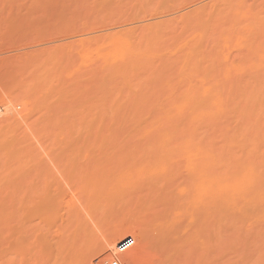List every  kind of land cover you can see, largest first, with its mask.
I'll return each mask as SVG.
<instances>
[{"label": "bare ground", "instance_id": "1", "mask_svg": "<svg viewBox=\"0 0 264 264\" xmlns=\"http://www.w3.org/2000/svg\"><path fill=\"white\" fill-rule=\"evenodd\" d=\"M234 1L235 0H208L207 2L179 16L182 19L181 20L182 22L184 21L187 25L188 24L192 25V28L195 29L196 33L198 31V33L197 35L192 36L191 38L188 37L187 39L188 41H186L182 46V47H186L185 51H182L179 54L174 52V54L179 55L180 58L177 64H175V67H173V70H169L170 72L169 74L167 73L166 70L160 69L157 64L158 63L157 60H159V58L163 56L162 48H161V43L163 40L162 37L158 35L162 23L161 22L148 23L145 25L147 28L146 31L148 32L144 35L145 40L143 44L140 43L138 45L137 44L134 45V44H130L128 41H124L122 45H120L118 49L111 54H107L106 56H98V54H95L86 58V61L88 62V66L86 68L88 69L85 68L86 70H84V73H87L89 70V74H88L89 77L86 76V79L88 77L91 83L88 84L89 81L87 80L88 82L86 83L84 82L83 85L82 83H79V80L74 78L75 80L78 81L77 85L79 88L74 87V89L71 90L72 91L74 90V92L76 91L75 92L76 96L77 94L80 95L79 94L81 93L80 91H82L84 95L85 92L84 89L90 90L89 91L90 93H88L90 94L89 96L84 97L83 95L82 96L80 95L81 96L80 99H82V97L86 98L87 101L85 102L89 104L88 110L84 109L87 107V105L84 104L85 102H83V104L86 107L83 108L84 106L83 105L82 110L81 107L78 108V106L82 105V104L79 105L80 99L77 100L79 96L77 97L74 96L76 98L75 100L77 101L74 100L72 101L71 97L73 98V96H71L69 98L70 99L69 101L68 100H62V102L59 101L60 104L54 103L58 100L56 101L51 100L56 105H53L54 106L53 107L52 105L48 104V109L50 106H52V108L55 109L58 105V108H56L55 111L60 109L62 112H65V115L62 116L56 115V117L55 116L54 117L59 118L58 123L62 128H67L65 129L67 130L66 132H69L68 130L70 128L68 129V126L71 125L72 123L74 124V122L76 121V119L74 120L75 109L77 110L80 109L78 111L79 113L77 112V114H80L81 111L85 110L87 111L86 114H88L89 117L91 116L90 117L91 119H88L85 116V119L90 120L89 123L88 121L86 122L89 124L88 127H90L92 132L95 131L96 135L99 134L100 136H103L105 138L103 140L102 139L100 140L101 137L99 138L100 142L102 141V145L104 148L103 149L100 145L99 147L102 148L101 150H105V148L108 149L110 148V151L112 150V152L109 154L108 153L106 154L105 152L106 155H100L104 153L99 148L100 153L99 155L98 153H96L97 154L96 156L103 157L100 158L102 161L100 160L101 163L99 162L100 164L99 169H94L95 167L93 168V170L91 169L92 173L90 172V174H92L93 177L90 176L89 173H86V171H84L86 173V176L89 175L92 178H89L88 176V178L86 177V179H84L82 177V174L79 175L83 171L80 172L79 170L80 173L78 172L77 174V172H75L76 168L73 169V171L71 170L72 168H70L69 170L68 168L69 166L65 168L64 166L66 162L64 160H61L62 155L65 154L64 151L66 152L67 155H69L71 153L70 151L72 150L71 147H73V149L75 148L73 145H75L77 139H78V142L76 143L77 145L83 141L84 138H82L81 136L83 134L82 132H84L83 135H86L85 132H87V130L89 129L88 128L86 130V128L83 126L84 125L83 123L80 124H83L82 126L84 127L85 130L78 132L77 129H79L80 131L82 127L80 124H78L76 130H77V134L79 133L80 134L77 136L76 133L73 131L77 137L73 135L75 137V140L72 141L70 139V143L68 142V145L67 143L64 144L65 146L63 145L64 149L62 148V145H60L64 140V138L62 137L63 132H61L60 134V131L62 129L60 127V130H58L59 133L56 130V133L60 134L61 135L60 138L62 137L63 140H61V143L59 142L60 143L59 145L61 147L59 146L60 148L57 147L52 151L53 152L55 151V153L57 154L56 150L59 148V150L62 152L61 157L56 156L55 154L53 155L51 150H50L51 153L48 152L51 157L48 156L46 152V150L52 149L50 148L51 145L49 146V144L53 143L54 145L53 148H55L58 145L57 141H60V138H56L59 135L58 136L56 135V137H54L50 132L53 131V134L55 132V130H53L52 127L51 130L50 128L48 127L46 128L45 126L43 128L42 127L43 125H41L42 123L38 125L37 123L38 121H36L37 130L35 126L33 127L35 133L32 130L33 132L32 137L33 136L35 137V140L34 137L33 140L35 141V143L37 144L39 143L38 144L39 148H42L43 146L45 147V143L49 146L48 147L46 145L47 148H45V150L43 149L44 147L42 148V151L46 152L47 154L46 156L43 155L42 157V155H40L41 149L38 150L39 149L38 148L37 151L36 150L37 147H34L35 146L33 144L34 142L31 140V138L28 137L31 140V145L29 144L27 148L28 151H26L25 154L28 153L27 155L29 156L31 152V155L33 154L32 156H35L34 158H38L36 156L39 157L41 156V158L37 159L38 161H36L35 159L36 162L33 163L30 160L32 156L30 155L31 158L30 156L28 157L29 160L27 161L31 162L33 164L32 166L30 164L28 166L27 164H23L24 166L25 165L27 166L25 167L28 170L29 168H31V171H29L30 173H28L29 175L32 174L31 179L27 177L29 180L35 181V176H39V178L43 176L41 177L42 179L40 178V180L38 177H36L38 178L36 182L38 181L39 183L37 185L33 184L34 187L35 186L39 187L40 184L41 185L46 184L45 186L49 187V185H47L48 184L47 182L51 179V177L53 178V180L57 179L58 181V176L62 175L64 177L63 181L65 180V178H67L65 182H67L68 184L71 183L73 185L81 184L82 191H84L85 193H89L94 197L114 199V198H123L124 196L130 194H138L141 201L140 206L143 209L145 208L146 210L159 209L158 211H155L154 213L151 214V218L153 220L156 219L158 222L152 227H150L151 228L150 230L148 231L136 230V231H132V233L128 235L134 239V244L129 249L127 259H125L126 262L124 261L123 264H209V258H210L209 256L211 255V259H212V256L214 255L212 252L214 246H211V244L208 242L209 240H212V237L210 236H212L213 233L212 235H209L210 232L214 231V235L221 233L220 234L221 237L219 238H221L220 240L222 241V239L224 240L223 235L225 233H227L226 234L227 237H231L230 233L234 232L233 234L235 236L237 233H240L237 232V230L243 231L242 228L245 230L248 229L247 232L254 229L253 233H255V237L257 236L256 233H258V231L257 232L254 231H256V229H259V231L261 230V227L263 225V224L261 225V223L264 222L263 221L264 220V169L262 165L264 161L261 163L262 166L258 164L256 166V164L254 163H256L257 161H253L254 163L251 162L252 160L250 162L248 161L249 155L247 153L249 152L246 153V151H249L248 149L244 148L243 150L245 151L244 152L245 155L247 154L248 156L247 155L243 156L240 153L242 151L241 150L242 147H245L242 146L243 141L245 140L243 137L245 136V134L249 129H252L249 128L251 127V125L253 126V129L255 128L254 130L256 131L258 130L259 133L262 131L263 134L264 132L263 131L264 126L261 127V125L264 123L263 122L264 121V34H263L264 23L262 18L263 16L261 17V14L263 15L264 11L262 10L263 13H261L260 12L261 8H256L255 10H248L241 7V1H235V2ZM261 1L262 0L259 1L257 7H259L260 4L262 5ZM213 24H215V26L213 27V33L208 34L209 33L208 29L210 30V27H212ZM235 27L240 28L241 34L245 35L248 39L246 43L247 45L245 46L244 49L246 54L237 63L228 64L224 62V60H222V58H220L219 55L213 53L211 46L213 45L214 40L220 38L221 35L224 36L225 34L224 31L233 29ZM79 41L81 42L78 43L83 42L82 40ZM93 56H96V58H93ZM107 58L111 59L112 62L110 61L108 63ZM37 66L38 64L36 65V67ZM10 67H12V65ZM14 67L15 66H13V68ZM6 68H8V66ZM38 68L40 69V67ZM16 71L19 70L17 69ZM105 72H107V74H105ZM76 77H78V75ZM74 82L75 81H73V84H76ZM85 84H87L88 87L89 85L92 84L91 85L92 87L90 86L91 88H88L87 85L85 86ZM81 85L87 88L83 89V86ZM80 86L82 87L81 89L83 90L79 91ZM34 102L33 100H17V101L14 100L8 102L6 105L4 104L3 106L5 107L2 106L3 103L0 104L3 108L6 109L3 110V108L1 107L2 108L1 111L3 112L1 118L6 119L7 116L8 119L7 121L8 122L10 120L12 121V124H8L6 121L5 123L7 124H5L4 121H1L0 118V121L2 122L0 123L2 124V126L8 125L6 127H9L8 130L6 128V133H7L6 135L4 127L2 128L0 124V130L1 131L3 130L2 133L5 134L4 136L3 135L1 136L2 133L0 134V149H2L0 150V154L3 158H5V155H7L8 158L9 154H13V153L14 154L22 153L23 156H25L24 149L26 148L24 147L23 149L22 146L27 145L26 143L27 140L26 142L23 141V138L25 137L20 136L23 134L22 132H21L22 134L17 133L21 131L20 126L22 127L25 125V128H27L26 127L27 125L28 126L35 125L33 123V121L35 122L34 118L40 114L43 116L41 120L48 123L49 119H47L46 116L48 112L50 113L51 107L50 110H47L46 107L47 105L45 106L46 108L42 107L43 106L42 100H41V105H42L41 107L39 105L40 104L39 101H38V106L36 105L37 101L35 105ZM21 104H24L28 107L26 112L17 111L16 107L19 106L21 108ZM74 105L77 106V108ZM34 106L36 107L34 108V110L36 109L35 110L36 115L34 114L35 111L32 110ZM37 107L38 108L40 107L41 109L43 108L42 110L39 109L41 112L40 111L38 112ZM45 110L46 112L43 114ZM5 111L7 112V115L5 114L6 113ZM15 111H17L18 113ZM30 112L35 116L30 114ZM84 112H82L81 114H83ZM52 113L53 111L51 112V115ZM81 114L79 116L82 119L81 116L83 115ZM28 115L29 117H31V115L34 116L33 118L31 117L32 118L31 120H33L32 124H30L31 122H28L27 120L29 118ZM44 115L46 119H44ZM8 116L9 117L11 116V119ZM40 117L41 116H39L38 118L37 116L36 118L40 119ZM54 117L50 118L52 122L55 121ZM13 118H15V120ZM18 118H20V120L22 118L23 119L26 118L25 120H21V121L27 122V124L19 121ZM80 118H78L77 120H79ZM251 120L255 122L252 121L251 123ZM258 120H263L262 121L263 123ZM15 121L17 123H15ZM14 123L18 124L17 126L19 127V130L16 128V125ZM22 123H24V125ZM54 125L57 124L54 123ZM59 125H57L56 127H59ZM260 127L261 129L259 130ZM23 128H21L22 131ZM14 129L16 131L18 130L17 132L13 133V135L16 134L15 137L13 135L8 136V134L10 135L12 134V132L15 131ZM42 129L43 130L45 129L44 130L45 132L46 129L50 130L47 131V133L44 132L45 136L48 135L49 132L51 133V136H47L49 137V139L48 138L46 139L45 137L44 139L45 141L43 140L44 142L42 141L43 139L42 137H44V135L42 134L43 133ZM27 131H29L28 133L30 134L31 130H27ZM251 131L249 130L250 133ZM26 132L24 133L26 134ZM36 133L43 135L41 136L42 139L39 141H42L44 145L42 143L40 144L39 141L36 142V139H38L37 138L38 134L36 135ZM69 133H67L69 137H72L70 136L72 135V132L71 134ZM29 134H26L25 136H29ZM262 134H258V135L255 134L256 136L261 135L258 137L259 139L257 138L258 140H260L261 139L260 137L264 135ZM251 135L252 134H249L247 138L248 140L250 139L251 141H253V139H251L252 137ZM255 135H253V137ZM17 136L19 137V139L22 138V142H24V144L20 141L21 139L20 140L17 139ZM65 136L66 135L64 134V137ZM79 136H81V138ZM240 136L243 139L240 138ZM38 137L40 138L39 135ZM87 137L89 138L92 137L93 140L95 139L93 138L92 134L90 136L89 135L86 136V138ZM54 138L58 140L57 141L55 140V142H53ZM46 140H48V142H46ZM49 140H51L52 142L49 143L50 142ZM95 140L93 141V143L98 141V138L96 141ZM65 141H67V139H65ZM71 141L74 142V144ZM87 141H89L88 138L86 142L85 141L84 142L87 143ZM245 141L248 143L247 140ZM245 141H244L245 143L244 145L247 144ZM85 143L84 145H86ZM89 143L88 146L90 145L89 146L90 148H88L89 150L86 149V151L87 150L90 151V149L93 148L91 147V143L90 144ZM251 143L255 144V142H251ZM41 145L43 146L40 147ZM78 146L80 147V145ZM81 146H82L81 148H85L83 147V144ZM124 147L126 150L123 149ZM252 147L253 148L251 147L250 148L253 151L254 145ZM66 148H68V150ZM246 148H248L247 145ZM22 149L23 152L21 151ZM239 149L241 151L238 155ZM260 149L263 150L264 148H260ZM96 150L97 147L93 151L96 152ZM261 150H258V153L259 151L261 152ZM1 151L5 152L6 154L3 156L2 154L3 152L1 153ZM67 151H69L68 152L69 154L67 153ZM73 151L76 150H72V152ZM81 151H78L79 154H81L80 153ZM86 151H84V153ZM254 151L256 152L255 149ZM255 152L253 153L255 154ZM84 153H82L81 155H83ZM88 153L91 154V152ZM88 153L85 154L86 157H88L87 156ZM66 154L64 156H66ZM263 154H261L260 157ZM70 155L68 157L66 156L69 162H71V158L69 159ZM85 155H83L84 157L83 159H86ZM10 156L9 159L13 155L11 157ZM16 156L18 157V155ZM80 156L77 157L74 154V159L77 158L79 159ZM90 156L91 155H89L88 158H90ZM93 156L95 157V155ZM93 156H91L92 159L94 158ZM19 157H20L19 160L17 159L15 160L18 163H20V167L17 166L16 168L12 169L10 167L11 165L9 166V163H5V160L3 158L2 159L4 161L0 158L2 160L0 164L5 163L6 164V165L4 164L5 167H7L8 164L9 169L11 168L13 171L20 169L19 173L21 172V175L19 174V176L21 178V176H23L24 174L22 173L23 170L21 169L22 168L21 163H24L23 162L24 159L21 156V154ZM7 158H6V162L9 161V159ZM14 158H12L13 163L15 162ZM34 158H32V161ZM62 159L65 158L62 157ZM90 159L89 160L86 159L87 163L84 162L85 160H80L84 163V166L81 164V166L79 167L84 168L86 164H88L90 167H93L94 164L91 166L90 163H93L94 159L91 161ZM260 160H264V159L260 158ZM62 161L65 163H63ZM97 161L95 163H97ZM69 162L66 163V165L69 164ZM15 163L13 164L14 166ZM258 163L260 164L259 159H258ZM74 164L77 166L75 162ZM0 166L3 167V165ZM95 166L97 165L95 164ZM25 167H23V169ZM129 168L133 169L134 172H131L132 170L131 169L129 170ZM6 169L7 171H5ZM9 169L4 168L3 169L4 172L0 173V175L8 172ZM12 170L9 173H11ZM54 170L56 172L58 171L57 172L59 173L58 176L56 175L57 174L56 172L54 173ZM15 173L16 172H14V175ZM127 173L129 174L133 173L134 176L136 177L131 178L129 174L127 175ZM6 174L5 176L3 174V177H6ZM76 174L82 177L83 179L79 178V176L76 178L75 176ZM133 174H131V176ZM19 176H17V178L14 177V179L17 180ZM3 177L2 179H4ZM8 177L10 178V176ZM177 178L181 179V182L180 181L177 182L178 185L175 182L176 181L175 179ZM14 179H12V181H14ZM19 179L17 181H19ZM70 179L73 182H71ZM139 179H141V181ZM10 181L11 180L9 179V182ZM41 181L44 182L47 181V182L40 183ZM29 182L31 183V181ZM53 182H55V180ZM63 183H61V181H58L57 183L54 184H63ZM18 184H20V182H18ZM13 185L14 182L11 186L13 187ZM11 186L10 188H12ZM23 187L24 186L22 185V188ZM0 188L4 189L2 187ZM5 188H6V181H5ZM13 188L12 190H14ZM37 188H35L34 190H36ZM8 189L9 187L7 188V190ZM19 190H17V192L15 190L14 191L18 193ZM4 191L6 192V189L3 190L2 192L4 193ZM9 192L12 191L9 190ZM25 192H27L26 189ZM44 193L46 192L44 191L41 192V195L40 193L39 194L35 193L37 194L35 198L32 197L34 196L33 194L31 197L32 199L33 198L34 199L33 200L31 199L30 200L31 202L28 200L29 197L27 198L26 195L25 197L28 203L22 200L24 204L26 203L25 204L26 206L31 205L32 207L31 210L28 209V207L22 206L25 207L26 210L27 209L29 210L31 215H29L28 217L31 216V219L33 218L34 215L37 214L39 201L42 198L47 197ZM5 194H3L4 196L0 195V264H12L11 263L12 260L10 259L14 258L15 255L17 256L19 253L23 254L25 248L21 247L20 245L17 246L16 243L14 244V239L17 236L16 237L14 236L13 244L11 243L12 245H16V246H14V248L12 246L13 248L12 250L7 248V243L9 242L8 240L10 237H8L6 234L9 232V229L12 231L11 228L13 226L16 227L18 225L17 224L18 219L23 221L22 218H17L23 214V213L20 214V211L23 212L22 211L23 209L21 210V206H20V211H19L20 215L16 214L17 207H15L14 205L16 202L15 203L12 202L13 205H10L11 202L9 201L10 199H13L15 196L13 198L11 197L7 198L5 197L6 196ZM17 195H21V194H17ZM23 198L24 196L23 197L21 196V199ZM21 199L19 200L17 199V200L20 201ZM244 207H245L244 210L248 214V217L246 216V213H244L245 211L244 212L241 211V214L242 213L243 215L245 214V216L242 215L243 217L242 220L239 216L240 213L238 216L236 215V213L240 212L239 210H243L241 208ZM232 213L234 214L235 218H232L233 215ZM27 220L26 223L30 221L32 222L34 219L32 220L29 219L28 221ZM240 220H242V222ZM211 221L212 222L215 221L214 226L209 223ZM233 221L236 223H234ZM11 222L15 223L16 226L15 224L13 225ZM31 222L30 225H33L35 223L34 221H33L34 223ZM19 223H21V221ZM248 223L250 224L248 225ZM27 225L28 224H26V227ZM34 225L36 228L35 230L33 226L35 232L32 229L29 232V234H27L28 233L27 230L24 239L27 237V240H29L27 241L29 246L26 245L27 246L26 248L29 247V249L32 251L30 254L34 255V257L35 256L38 257V254L40 253L38 234L40 235V231L38 230L36 223ZM240 225H243V227ZM210 228L211 231H209ZM216 228H218L220 231L217 230ZM230 228L232 229L231 232H230ZM263 229H264V225L262 227L261 233L262 231H264ZM37 230L39 231V233ZM207 230H208V234H207ZM11 231L9 233H11ZM13 231H14L13 235L17 233V230L16 231L13 230ZM32 231L33 233H31ZM150 234H152L153 236L150 237ZM242 234L247 235V233L245 232L244 233L242 232ZM207 235H209V237H207ZM4 236L6 239H4ZM12 238L13 236L11 235V239ZM22 238L23 237H21L20 239L22 240ZM252 240L256 241L258 239L255 238ZM261 240L263 241L262 237ZM243 241L244 240H242V242ZM263 242L262 245L264 246ZM211 243L212 244L214 243L213 240ZM217 243L218 242H216L215 244L217 245ZM245 243H243V245ZM251 243L253 245V242ZM219 244H224V243L222 241L219 242ZM237 244L238 243H236L235 245L237 246ZM5 245L7 249L5 248ZM47 246L44 245V248L47 249L46 248ZM209 246L210 248L211 247L212 248L210 249ZM245 246L246 245H244V247ZM257 246L261 247V242L260 244H257ZM218 247H222V246H218ZM234 247L235 246H233V248ZM21 248L24 249V250L22 249L23 250L22 252H20ZM51 249H47V250L51 251ZM146 249H148L147 253L144 254V251ZM209 249L210 252H212L210 253V255H209ZM239 250L240 249H238L237 251ZM7 251L11 252L10 255L12 256L11 258L8 257ZM261 251H262L261 256H264V251L262 249ZM253 252L251 253L249 252V250H247L246 254L250 253L251 255L253 254ZM220 253L223 255L224 252L222 253L221 250ZM254 253H257V251ZM153 254L155 256L153 257L154 259L151 258V255L153 256ZM243 255L245 257L247 256L245 255V253H243ZM253 255L251 256L253 257ZM258 255H260L259 251L255 256L257 257ZM20 256L21 255H19L18 257ZM24 256H28V255H24ZM30 256L31 255H29L28 258ZM244 256H242V258L238 257L237 260L242 259L240 261H242L243 264L244 262L246 263L245 259H247L248 257L250 258V256H247V258L245 259L243 258ZM230 257L231 256L228 253L227 259L229 260ZM256 257L251 259L255 260ZM259 257H257V259H260ZM261 259L262 260H260L259 263H261V261L264 260L263 257ZM18 260H20V258ZM29 260L30 259H28V261ZM213 260H215V257ZM240 261H237L238 264L240 263ZM250 261L252 263L258 264L256 260H255L256 262L252 260ZM21 262H23V260H20L19 264H22ZM211 262L212 263L210 264H213L214 261ZM242 262L240 264H242ZM13 263H15V261ZM35 264H37V260Z\"/></svg>", "mask_w": 264, "mask_h": 264}, {"label": "rangeland", "instance_id": "2", "mask_svg": "<svg viewBox=\"0 0 264 264\" xmlns=\"http://www.w3.org/2000/svg\"><path fill=\"white\" fill-rule=\"evenodd\" d=\"M207 1L208 0H0V104L3 103L2 104V106H3L4 104L6 105L8 102L14 101V100H16V101L17 100H33V102L36 100L37 101L36 105L38 106V101H39L40 102L39 105L41 107L42 106L41 100H42V104H43L42 107H44V108L47 107V110H50V107H51L50 113L48 112L47 116H46V118L49 119L48 123L41 120V118H43V116L41 114L37 115L38 118H39V116H41L40 119H37L36 118L37 116H36L34 118L35 122L33 120H31L36 115V111H35L36 109L34 110V108H36V107L34 106L32 110L35 111V113H34L35 115L32 114L33 112L31 111L32 113L30 112V114H32L34 116L31 115V117H32L31 118V117H29V115H30L29 114L28 115L29 118L27 117L28 118L27 120H28V122H31L30 124H32V121H33V123L35 125H33V126L27 125L26 126L28 128L27 129V128H25V125H24V123L27 124V122L21 121V120H25L26 118L25 119L22 118L21 120H20V118H18L19 121L24 122V123H22L24 126H22V127L20 126L21 131L17 132L19 130V127L17 126L18 124H15V123H17L15 121L14 124L16 125V128L18 130L16 131L14 129L15 131L12 132V134H10V135L8 134V136H12L13 133H15V132H17V133L22 132L23 134L21 133L22 135H20V136L25 137V138H23V141L26 142V140H27V142H26L27 145L26 144H25L26 146L23 145L22 148L24 149V147H25L27 149L29 144L31 145V140H32L34 142V143L33 142L32 143L35 145L34 147H37L36 148V150H37L39 148V146H38L39 143L38 144L35 143V141H34L35 137L33 136L34 140L32 137V135H33L32 133L34 132L33 127L35 126L36 130H37V125H36L37 123H38V125L42 123L41 125H43L42 126L43 128L45 126L46 128L47 127L50 128V130L52 127V129L55 130V132H54L55 135L53 134V131H50L49 129L48 130L46 129V132L44 131L45 129L44 130L42 129L43 133L42 132L41 133L44 135V137H42L43 138L42 139L41 136H43V135L36 133V135L38 134L40 136V138H39L37 135L38 139H36V142H38L41 139L43 141L45 139V137H46V139L47 138L49 139V137H47V136H51V133L54 137H56V135L57 136L59 135L56 138H60V136H61L60 134H61V132H63L66 135L64 137V134L62 133V137L64 138V140L62 139V137L60 138V141H57L58 139H55V138L53 139L54 140L53 142H55V140L58 142L57 143L58 145L55 144V145H57L55 148H53L54 145H53V143H51L52 141L49 140L50 141L49 143H51V144H49V146L51 145L50 148H52V149L46 150L48 156H50L48 152L51 153V151L53 149H56L60 145H62V148L65 146L64 144L67 143V145H68V142L70 143V139L72 141H74L75 137H77L80 134V133L77 134V130H78V132H81V131L85 130L84 127L86 128V130L88 128L90 129V127H88V125H89L88 123L90 122V120L85 119V116L88 119H91L90 118L91 116L89 117L88 114H86L87 111H85V110H88L89 104L87 102H85L87 100H86V98H84V97H87L90 95V94H88V93H90L89 92L90 90L84 89V88L88 87L87 84H85V86L87 85V87L83 86L84 82L86 83L89 81V78H88L89 77V75H88L89 70H88V72L86 71L87 73H84V70L88 69V68H86L88 66V62L86 61V58L91 56V55H95V54H98V56H106L107 54H111L114 51H116L118 49V47L120 45H122V43L124 41H128L130 44H134V45H136V44L138 45L140 43L143 44L144 40H145L144 35L148 32V31H146L147 28L145 25L148 23L161 22L162 24L160 26V31H159L158 35H160V37H162V40H163L161 43L163 56H161V58H159V60H157V62H158L157 64H158V67L160 69L166 70L167 73L169 74L170 73L169 70H173V67H175V64H177V62L180 58L179 55H177V54L181 53L182 51H185L186 47H182V46L184 45V43L186 41H188L187 40L188 37L191 38L192 36H195L198 33V31H197V33L195 32V29L192 28V25H189V24L187 25L184 21L182 22L181 21L182 19L179 16L182 15L183 13L187 12V11L194 9L195 7L205 3ZM235 1H241V7L245 8V9L255 10L256 8H261L260 12L263 13L262 10L264 11V0L261 1L262 5L260 4L259 7H257V4L259 3L260 0H235ZM261 17L263 18V23H264V14L263 15L261 14ZM211 20H212V18H211ZM215 24H217V23H215ZM215 24H213L212 27H210V30L208 29V31H209L208 34L213 33V27L215 26ZM224 32H225L224 36L221 35L220 38H218L217 40H214V43L211 46L213 53L219 55L220 58H222V60H224V62H226L228 64L237 63L246 54L244 49H245V46L247 45L246 43H247L248 39L245 35L241 34L240 28H238V27H235V28L230 29V30H226ZM79 40H82L83 42L78 43V42H81ZM174 52H176L177 54H174ZM93 58H96V56H93ZM110 61H111V59L107 58V62L109 63ZM37 64H38V66L36 67ZM11 65H12V67H10ZM7 66H8V68H6ZM13 66H15V67L13 68ZM38 67H40V69ZM16 68L19 71H16L17 70ZM20 68H22V69H20ZM10 69H12V70H10ZM84 74H86V75H84ZM105 74H107V72H105ZM77 75H78V77H76ZM86 76H88L87 79H86ZM74 78L79 80V83L83 84L81 86H83V89L86 92V93L84 92V95H83V92L80 91L83 89H81L82 87L80 86L79 91L81 93H79V94L81 96L83 95L84 97H82V99H80L81 96L77 94V96H79V98H77V100L80 99L79 105L82 104L81 106H78V108L81 107V110H82L84 107H86L84 105V104H86L87 109L84 108L85 110L81 111V113L84 111L85 112L83 114L80 113L81 115H83V116H81L82 119L84 117L83 121L79 116L80 114H77V112L80 109H78V110L75 109L74 120L76 119L75 122H77V121L78 122L77 123L74 122V124L72 123L71 125L68 126V129L70 128L68 130L70 132L69 133V132H66L67 130H65L67 128H62L59 125V123H58L59 118H55L56 115H60V116L65 115V112H62L60 109L55 111V109L58 108V105L55 109L52 108V106L56 105L54 103L60 104L59 101L62 102V100H68L69 101L70 100L69 98L71 96H73V98L71 97L72 101L73 100L77 101V100H75L76 99L75 97H77L75 95L76 91L74 92V90L73 91L71 90V89H74V87L79 88L77 85L78 81L75 80ZM91 79H93V78H91ZM175 79H177V78H175ZM73 81H75L74 83H76V84H73ZM90 83L91 82L89 81L88 84H90ZM72 85H75V86H72ZM91 85H89L88 88H91L92 87ZM46 100H47V103H46ZM51 100L52 101L58 100V101L53 103ZM36 101L34 102V105H35ZM50 101L52 102V104ZM83 102H85V103L83 104ZM48 104L52 105L49 107V109H48ZM2 106L0 105V113H1L0 118L2 117L1 115L3 113L1 111V109L3 107H5V106H3V107ZM82 106H83V108H82ZM40 107L39 108L37 107L38 112L40 111L39 109H41ZM75 107L77 108V106H75ZM16 109L19 112L20 111L26 112L28 107L24 104H21V108L18 106V107H16ZM16 109H14V110H16ZM3 110H6V109L3 108ZM17 111H15V112H17ZM52 111H53V113H52L53 116L51 115ZM45 112H46V110L43 112V114ZM5 114L7 115V112ZM5 114H3V115H5ZM45 115H44V119H46ZM52 117L55 118L54 122H52L50 119ZM9 118L11 119V116ZM61 118H63V117H61ZM78 118H80L81 120L80 119H79L80 121L77 120ZM2 119L3 118H1V121H4V123L6 121L8 124H12V121L10 119H9L10 120L9 122L7 121L8 120L7 116H6V119L5 118L3 120ZM13 119L15 120V118H13ZM36 121H38V122L36 123ZM87 121H88V123H86ZM252 121L253 120H251V123H252ZM258 121L262 122L263 120H258ZM21 122H19V123H21ZM253 122H255V121H253ZM7 123H5V124H7ZM54 123L59 125V127H56L57 125H54ZM80 123H83L84 125L80 124ZM75 124H77V125H75ZM78 124H80L81 126L82 125L84 126V127L83 126L81 127L80 131H79V129L76 130V128L78 127ZM263 124L261 125V127L264 126ZM1 126H2V124H1ZM6 126H8V125H6ZM6 126L5 125L2 126V128L4 127V129H5V133H6V128H7V130L9 128ZM71 126L72 127L74 126L75 129H74V127L72 128ZM60 127L63 131L61 130L60 134H57L56 130L59 133L58 130H60ZM261 127L259 128V130L261 129ZM11 128H12V126H11ZM21 128H23V131ZM79 128H80V126H79ZM249 128H252V129H249L250 131L252 130L251 133L248 130L247 131L248 134L246 133L245 136L243 137L245 140L248 141V143H247L244 140L247 143L246 145L248 148H246V145H244L245 143L243 141L242 146H245V147H242V149H241L242 151L239 149L238 155L241 151L240 154H242L244 156L245 155V153H244L245 151H243L244 148L248 149L249 151H246V153L249 152V153H247L249 156L246 154L248 156V161L249 162L251 160H252L251 162L257 161L256 163H254V162L253 163L256 164V166H257V164L260 166L263 165V169H264V163L261 165V163L264 160H260V158L264 159V154H263L264 149L263 150L260 149V148H264V138H263L264 132H263V134H262V131L259 133L258 130L256 131V130H254L255 128L253 129L252 125ZM71 129H74V130H71ZM89 129L87 130L88 134H87V132H85L86 135H83L84 132H82L83 134L81 133L82 134L81 136L84 139L82 142H80V140H79L80 144H78V145H80V147L76 144L78 142L77 138H76L77 142L75 143V145H73L74 142L71 141L73 143L72 145L75 147L74 149H73V147H71V149L76 150V151H73L75 153H73L71 150L70 151L71 155L68 153L69 151H67V153L70 155L69 159L71 158V162H69V160L67 158L69 155H67L64 150H62V151H64V153L66 154L67 157L64 156L65 154L62 155V157L65 158L67 161L65 159H62V157H61L62 152L59 150V148L61 146L56 150L58 155L55 153V151L54 152L52 151L53 155L55 154L56 156L61 157V160H64L66 163L69 162V164L66 165V163L62 161L63 163H65V166H64L65 168L69 166L68 167L69 170H70V168H72L71 169L72 171H73V169L76 168L75 169L76 171L75 170L74 171L77 172V174H78L79 170H80V172L83 171L82 173L79 172L80 173L79 175L82 174V177L84 179H86V177L88 178L89 175L87 174L88 176H86V173L90 174V172L93 170L94 167H95L94 169H99V166H100L99 162L101 163V161H102L100 158H103V157L96 156L97 155L96 153H98V155H99L100 150L103 148L102 141L100 142V140L105 139L103 136H100L99 134H98L99 135L98 136V135H96L95 131L92 132V130L91 129L89 130ZM256 129H257V127H256ZM263 129H264V127H263ZM25 130L26 131L31 130L30 134L28 133L29 131L26 132ZM32 130H33V132H32ZM38 130H39V127H38ZM47 131H50L51 133L49 132L48 135L45 136L44 132L47 133ZM73 131L76 133L77 136L75 135V133ZM2 132H3V130L2 131L0 130V134ZM24 132H26V134H29V136H25L26 134ZM71 132H72V135H70V136H72V137H69V135L67 133L71 134ZM89 132H91V133H89ZM253 132L254 133L258 132L255 134L256 135L262 134L263 136L260 137L261 138L260 140H258L259 139L258 137L261 135L256 136ZM94 133L96 136L94 135ZM91 134H92L93 138H95L96 140L98 138L99 142L94 139L96 141V142H94L96 144H94L93 143L94 140L92 139V137L91 138L87 137L89 141H87V143H85L87 140L86 136H88V135L90 136ZM249 134H252L251 135L252 137L251 136L250 137H251V139H253V141H251L250 139L248 140L247 137L249 136ZM2 135L4 136L5 134L2 133L1 136ZM6 135H7V133H6ZM15 135L16 134H14L13 136L15 137ZM73 135H75V137ZM253 135H255V136L253 137ZM81 136H79V137L81 138ZM28 137L31 138V140ZM66 137H68V138H66ZM85 138H86V140H85ZM99 138H100V140H99ZM240 138H242V137L240 136ZM17 139H19L18 136H17ZM20 139L19 140L22 142V138H20ZM65 139H67V141H65ZM61 140H63L62 143H61ZM42 141H39V142H40V144L42 143L44 145L43 142L45 140L43 142ZM24 142H22V143L24 144ZM46 142H48V140H46ZM83 142L86 145H84ZM89 142L91 143V147H93L90 149V151H88L89 150L88 148H90L89 147L90 145L88 146ZM251 142H255V144H253ZM81 143L83 144V147H85V148H81L82 147ZM250 143H251V145H250ZM36 144H37V146H36ZM252 144L254 145V149L256 150V152L254 151V149L252 151V149H251V148H253ZM257 144L259 145L260 148L258 147ZM43 145H41L40 147H42ZM46 145L47 144L45 143V147L44 146H43L44 148L42 147L44 150L48 146V145L47 146ZM100 145L102 148L99 147ZM96 147H97V150L95 152L93 150H95ZM42 148H39L38 150L41 149L40 150L41 153L40 152L39 153L43 157V155L46 156L47 154H46V152L42 151ZM99 148H100V150H99ZM23 149L21 150L22 152H23ZM26 149H24L25 150L24 154L26 153V151H28V149L27 150ZM32 149H33V147H32ZM66 149L68 150V148H66ZM83 149H85V150H83ZM86 149H88V150L86 151ZM106 149H108V148H105V150ZM123 149L126 150L125 147ZM0 150H2V149H0ZM77 150L78 151L82 150L80 152L81 154L84 153V151H86L83 155H85L88 152H91V154H89V153L87 154L88 157H89V155H91V156L95 155L96 159L93 156L94 162L90 163L91 166L94 164L93 167H90L88 164H86L84 168L79 167V166H81V164L84 166V163L80 160H85L84 162L87 163V160H89L91 158V156H90V158H88L85 155V158L87 160L83 159L84 158L83 155L79 154V152ZM105 150H101V151H103L104 154H100V155H106L107 153L109 154L112 152V150L110 151V148L106 151ZM258 150H261L262 153L260 151L258 153ZM31 151H34V150H31ZM2 152L3 151H1V153ZM5 152L2 153L3 156L7 153V152L6 153ZM105 152H106V154H105ZM253 152H255V154ZM32 153H34V152H32ZM39 153H37V154H39ZM20 154L24 159L23 160L24 163H21V167H22L21 169L23 170V171L22 170L21 171L24 174L27 172L25 174L26 176L23 174L24 177L21 176V178L19 176V174L21 175V172L19 173L20 169L16 170V171L12 170V169L16 168L17 166L20 167V163H18L15 160V159H17V160L20 159V157H19ZM27 154H25V156H23L22 153L9 154V156L15 155L14 156L15 158L13 156L12 157L10 156L11 157L10 159H9V156L7 158V155H5V158H3L0 154V158L1 159L3 158L5 160V163H9V166L11 165L10 167L12 168V169L10 168L12 170V172L9 173L11 170L9 169L8 164H7V167H5V165H6L5 163L0 164V165H3L4 168L9 169L8 172H6L7 174L3 173L4 176L6 174V177H3V174L0 175V179H2V177L4 178V179L0 180V181L4 180L3 181L4 183L0 182V185H2L0 187H2L4 189L0 188V190L2 192L3 190L6 189V192L4 191V193L2 192V194L0 192V195H3L6 193L5 197L13 198L15 196L13 198L15 200L21 199V196L22 197L24 196V198H25V199L24 198L21 199L20 200L21 202L18 200H17L18 201L17 202L13 199L9 200L11 203L16 202L14 204L15 207H17L16 214H19L20 206H21V210L23 209L22 210L23 212L20 211V214L23 213L22 214L23 216L21 215V216L17 217V218H22L23 221L18 219V222H17L18 225L17 226H19V224H20L19 227H17L15 223L11 222L13 225L15 224L16 227H14L12 225L13 227L11 228V226H10L12 231L9 229V232L11 231L12 234L9 232H8L9 234L8 233L6 234L8 237H10L9 240L7 239L9 242L7 243V240H6V243H7V248L12 250L14 248V246H16V245H12L14 236L15 237L17 236L15 238L16 240L14 239V244L16 243L17 246L20 245L21 247H24L25 250L23 248H21L20 252H22L24 250V253H23L24 255H28V256L31 255V256L28 258V256H24L23 254L18 252L19 254L17 256L15 255V256L16 257H18L19 255H21V256L18 258H16L14 256V258L16 260L14 258L10 259V260H12V262H11L12 264H19L20 260H23V262H21L22 264L23 263L24 264H29V263L35 264L36 260H37V264H102L103 262L110 260L113 255H117V258L119 259L120 264H123L124 261L126 262L125 259H127L129 249L127 251L121 253V254H117L115 252V245L117 244V242H119L123 238L127 237L130 233H132V231H136V230L148 231L151 229L150 227H152L153 225H155L158 222L156 219L153 220L151 218V214L154 213L155 211H158L159 209H157V210H146V208L143 209L140 206L141 201H140V197L138 194H130V195L124 196L123 198H114V199L94 197L91 194L85 193L84 191H82V189H81L82 185L81 184H74V185L72 183L68 184L67 182H65V180L67 178H65V180L63 181L64 177L62 175H59V173H57L58 171L56 172L55 170H54V173L56 172L57 173L56 175L57 176L59 175L58 181H61V183H63V182H65V183L54 184V183H57L58 181H57V179H54L55 182H53L54 180L51 177L52 180L50 179L48 182L46 181L48 183L47 185H49L50 188L48 186H45L46 184H42V185L40 184L39 187L38 186L34 187L33 184L37 185L39 183L38 181L36 182V180L39 178V176H35V181L29 180V179H31V176H32V174H30V175L28 174V173H30L29 171H31V168H29V170H28L26 167L29 164L32 166L33 165L32 163L38 161L37 159L41 158V156L40 157L36 156L38 158H34L35 156H32L33 154L31 155V152H30V155L32 156V158H34L32 161V158L29 155L31 158L30 159L32 162L31 163V162L27 161V160H29L28 159L29 156ZM35 154H36V152H35ZM74 154L77 157H79L81 155L82 157L80 156V158H82V159H80V158L74 159ZM261 154H263V155L260 157ZM16 155H18V157ZM250 155H252V156H250ZM26 156H27V159H26ZM56 156H53V157H56ZM22 157H21V159H22ZM6 158L9 159V161L12 158H14V161L16 162V163L14 162L15 166L13 165L14 164L13 159L11 160L12 162L10 161L11 162V164H10L9 161L6 162ZM98 158H99V160H98ZM35 159H36V161H35ZM93 159L91 158L90 161ZM258 159H259L260 164L258 163ZM2 160L0 162H2ZM58 160H60V159H58ZM76 160H77V162H76ZM96 161L98 164L95 163ZM74 162L77 164V166L74 164ZM17 163H18V165H17ZM78 163H79V165H78ZM23 164H27V166L25 165L26 166L25 167ZM95 164L97 166H95ZM3 167L0 166V170H1L0 173L4 172ZM23 167H25L24 168L25 170L23 169ZM79 168H81V169H79ZM130 169L131 168H129V170ZM131 170H132L131 172H134L133 169H131ZM5 171H7V169ZM84 171H86V173ZM14 172H16L15 175H14ZM17 172H18V174H17ZM129 173H127V175ZM77 174L75 175L76 178L79 176ZM131 174H133V173H131ZM131 174H129L131 178L136 177V176H134V174L131 176ZM16 175L19 176V178L21 180L19 178H18L19 181H17L18 179L17 180L14 179V177ZM8 176H10V178ZM17 176L15 178H17ZM61 176H62V178H61ZM90 176H92V174H90ZM90 176H89V178L93 177V176L92 177H90ZM36 177H38V178H36ZM41 177H43V176H41ZM54 177H55V175H54ZM82 177L79 176V178L83 179ZM7 178H9L11 181H12V179H14V181L9 182V179H7ZM40 178H39V180H40ZM26 179H27V182H26ZM133 180H135V179H133ZM139 180L141 181V179H139ZM175 180H176L175 182L177 185H178V183H177L178 181L181 182L180 178H177ZM5 181H6V188H5ZM29 181H31L32 184ZM50 181H51V183H50ZM13 182H14V185H13L14 188L11 186L13 184ZM18 182H20V184H18ZM43 182L44 181H41L40 183H43ZM46 182H44V183H46ZM71 182H73V181L71 180ZM7 183L8 184L10 183L11 185L10 184L8 185ZM16 184H17V187H16ZM179 184H181V183H179ZM22 185L24 186L23 188H22ZM10 186L16 192H17V190H19V189L20 190L18 191V193H16L14 190H12V188H10ZM31 186H33V187H31ZM8 187H9V189L7 190ZM35 188H37L38 190L37 189L34 190ZM45 188L47 191L45 190ZM21 189H23L24 191ZM25 189L27 190V192H25ZM9 190L12 192H9ZM20 191H21V193H20ZM29 191H30V193H29ZM43 191L46 192L44 194L47 197L42 198L39 201L37 214L35 213L37 216L34 215L32 218V219H34L33 221L36 223V226L38 227V230L40 231V235L38 234L40 253L38 254V257H36V256L34 257V255L30 254L32 251L29 249V247L26 248L27 246H29L28 242H27L29 240H27V237L24 239V237H25V233L27 232V230H28L27 234H29V232L33 229V226L35 228V225H34L35 223L33 221L32 222L30 221L31 223H34L33 225H30V222L26 223V220L28 218L30 220H32L31 216L28 217L29 215H31V213L29 212L28 209L32 210V207H31V205H28V204H27L28 206H26L25 205L26 203L24 204V202L28 203V201L26 200V197L27 198L29 197L28 200L30 201L32 199V197L35 198V196L39 193L41 195V192H43ZM7 192H9V193H7ZM34 192L37 194H35ZM15 193H16V195H15ZM23 193H26V194H23ZM8 194H10V195H8ZM17 194H21V195H17ZM33 194H34V196H32ZM40 195H38V196H40ZM11 200H13V201H11ZM30 202H29V204H30ZM11 203H10V205H13V203L12 204ZM19 204H22V205H19ZM22 206L28 207V209L26 210V208L22 207ZM241 209H243V210H239L240 212H237L236 215L238 216L240 213L239 216L242 219L243 213L241 214V211L244 212L245 207L241 208ZM244 213H246V211ZM243 216H245V214ZM246 216L248 217L247 213H246ZM232 218H235L234 214L232 215ZM242 220H240V221L242 222ZM20 221H21V223H19ZM214 222L211 221L209 223L214 226ZM25 223L28 224L27 227H26ZM234 223H236V222H234ZM23 224H25V225H23ZM231 224H232V222H231ZM249 224L250 223H248V225ZM262 224L264 225V222H262L261 225ZM243 225H244V223H243ZM243 225H240V226L243 227ZM246 225H247V223H246ZM263 225H262V227H263ZM262 227H261V230H262ZM13 228H16V229H13ZM239 228H241V227H239ZM20 229H21V231H20ZM216 229L219 230L218 228H216ZM13 230H15V231L17 230L18 234L16 233L13 235V233H14ZM18 230L21 234L18 232ZM35 230H36V228H35ZM35 230H34V232H35ZM231 230L232 229L230 228V232H231ZM242 230L243 231L237 230V232H240V233L236 234V232H235V234H236L235 236L233 234L234 232H231L230 233L231 237H227V235H226L227 233H225L223 236H224V240L226 242L222 239L224 244H219V242H222L220 240L221 238H219V237H221V235H220L221 233L216 234L218 236L217 237L216 235H214V231L212 229L213 232H210L209 235H212V233H213V235L210 236V237H212V240L214 242L213 244H215L216 242H218V243H217V245L216 244L213 245L211 243L212 240L208 241L211 244V246H214L213 247L214 250L212 249V252L214 254L213 256L215 257V260H213L214 259L213 256L211 259L210 253H212V252H210V249L212 247L210 248V246H209V248H210L209 249V255H210L209 256L210 257L209 258V264L212 263L211 261H214L213 264H236V263L238 264L237 261H240L242 259L237 260V258L238 257L242 258V256H244L243 253H245V255H247V256H250V258L249 257L247 258V256L243 257L244 259L247 258V259H245L246 263L244 262V264L252 263L250 260H252L254 262L257 261L258 264H264V260L261 261V263H259V261L262 260L261 259L262 257L264 259V256H261L262 255L261 249L264 251V249H263L264 246L262 245V242L264 241V237H263L264 231H262V233H263V235H262L261 230L259 231V229H256V231H254V232L258 231L259 234L256 233L257 236L255 237V233H253L254 229L250 230L248 232H247L248 229L245 230L242 228ZM39 231H38V233H39ZM209 231H211V228ZM242 232L247 233V235L244 234L245 235L244 236L242 234ZM31 233H33V231ZM217 233H218V231H217ZM19 234H20V236H19ZM207 234H208V230H207ZM11 235L13 236L12 239H11ZM209 235H207V237H209ZM152 236L153 235L150 234V237H152ZM21 237H23L22 240L20 239ZM242 237H244L245 239ZM253 237L257 238L258 240L253 241L252 239H255ZM261 237H262L263 241L261 240ZM216 238L217 239L219 238V239L217 240ZM4 239H6L5 236H4ZM23 239H24V241H23ZM10 240H11V242H10ZM215 240H216V242H215ZM242 240H244V241L242 242ZM231 241H232V243H231ZM259 241L261 242V247L257 246V244H260ZM22 242H25V243H22ZM233 242H234V245H233ZM245 242L248 244H246ZM249 242L250 243L253 242V245H252V243L250 244ZM20 243H22V244H20ZM209 243H208V245H209ZM236 243H238L237 246L235 245ZM243 243H245L244 244V245H246L245 247H244ZM255 243H257V244H255ZM226 244H228V245H226ZM263 244H264V242H263ZM44 245H46V246L48 245L46 247L47 249L52 248L51 249L52 252L50 250L45 249ZM223 245L225 248L223 247ZM229 245L231 248L229 247ZM12 246H13V248H12ZM218 246H222V247H218ZM233 246H235L237 248L234 247L235 248L234 249ZM252 246H254L258 249L254 248ZM41 247H43L44 250ZM48 247H51V248H48ZM251 247L253 248V250L256 249V250H254V252L257 251V253H258V251H259L260 255H258L257 257L260 256L259 257L260 259H257V257L255 256V255H257V253H254ZM5 248H6V245H5ZM219 248L222 250V253L224 252L223 255L220 253L221 250ZM238 249H240V250L237 251ZM147 250L148 249H146L144 251V254L147 253ZM247 250H249V252H251V253L253 252V254H255V255L251 254V255H253V257H252L250 255V253L246 254ZM250 250H252V251H250ZM226 251L230 254V256H231L230 258H232V259H230V258H229V260L227 259L228 253ZM7 252H8L7 253L8 257L11 258L12 257V256H10L11 252L10 251H7ZM238 252H240V253H238ZM235 253L238 255H236ZM232 254L234 257L232 256ZM241 254H242V256H241ZM153 257H155L154 254H153V256L151 255L152 259H154ZM254 257H256L255 258L256 261L254 259H251ZM19 258H20V260H18ZM28 259H30V260L28 261ZM244 259H243V261H244ZM13 260L15 261V263H13L14 262ZM232 260H234V261H232ZM248 260L250 261V263ZM24 261H26V262H24ZM241 262L242 261H240V263ZM242 264H243V262H242ZM252 264H256V263H252Z\"/></svg>", "mask_w": 264, "mask_h": 264}, {"label": "built area", "instance_id": "3", "mask_svg": "<svg viewBox=\"0 0 264 264\" xmlns=\"http://www.w3.org/2000/svg\"><path fill=\"white\" fill-rule=\"evenodd\" d=\"M134 244V239L131 236L123 238L121 241L117 242L115 245V252L121 254L128 249H130ZM102 264H120L117 255H113L112 258L108 261L103 262Z\"/></svg>", "mask_w": 264, "mask_h": 264}]
</instances>
